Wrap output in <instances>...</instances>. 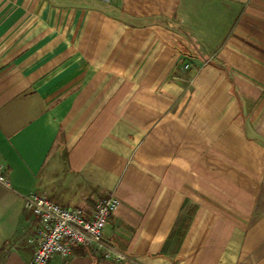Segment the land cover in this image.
<instances>
[{
  "label": "crops",
  "instance_id": "0c3cea01",
  "mask_svg": "<svg viewBox=\"0 0 264 264\" xmlns=\"http://www.w3.org/2000/svg\"><path fill=\"white\" fill-rule=\"evenodd\" d=\"M0 264L37 194L103 236L47 264H264V0H0Z\"/></svg>",
  "mask_w": 264,
  "mask_h": 264
},
{
  "label": "built area",
  "instance_id": "2783aa9c",
  "mask_svg": "<svg viewBox=\"0 0 264 264\" xmlns=\"http://www.w3.org/2000/svg\"><path fill=\"white\" fill-rule=\"evenodd\" d=\"M0 185L9 187L2 164ZM25 202L39 222L37 244L28 264H47L52 256L68 255L72 247H83L102 259L116 262L124 259L103 236L104 227L118 206L113 194L98 200L89 213L79 207H62L34 193L27 194Z\"/></svg>",
  "mask_w": 264,
  "mask_h": 264
}]
</instances>
